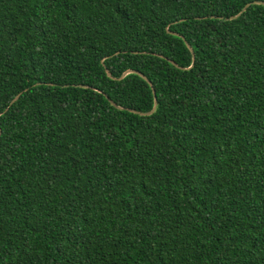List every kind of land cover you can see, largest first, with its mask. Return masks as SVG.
<instances>
[{"label": "trees", "instance_id": "1", "mask_svg": "<svg viewBox=\"0 0 264 264\" xmlns=\"http://www.w3.org/2000/svg\"><path fill=\"white\" fill-rule=\"evenodd\" d=\"M253 1L0 0V264H264Z\"/></svg>", "mask_w": 264, "mask_h": 264}, {"label": "water", "instance_id": "2", "mask_svg": "<svg viewBox=\"0 0 264 264\" xmlns=\"http://www.w3.org/2000/svg\"><path fill=\"white\" fill-rule=\"evenodd\" d=\"M253 4H263L264 5V2H262V1H253L252 2ZM251 3H246L243 7H242V9L240 10V12L238 13V14H236V15H234V16H231L230 18H235V17H237L238 15H240L249 5H250ZM173 34H175V35H178L177 33H175V32H172ZM182 37V36H181ZM186 45H187V47H188V49L190 50V52L192 53V58L194 59V52H193V50H192V48H191V46L189 45V44H187L186 43ZM160 56H162V55H160ZM171 63H173L174 64V62L172 61V60H169ZM192 65H190V67H191ZM106 70V73H107V75L109 76V77H111V78H113L112 77V75H111V73H110V71L108 70V69H105ZM129 72H135V73H137V74H139L143 79H145L150 85H151V87H152V84H151V82L147 79V77L145 76V75H143L142 73H140V72H138V71H135V70H127V71H125V72H123V74L119 77V78H122L123 76H125L127 73H129ZM152 92H153V95H154V104H153V107H152V109L151 110H149V111H147V112H138L139 114H141V115H149V114H151L153 111H154V109H155V107H156V104H157V100H156V96H155V90L153 89V87H152ZM19 95H20V93H18V94H16L15 95V97L12 99V102H14L15 100H17L18 99V97H19ZM118 108H122V107H120V106H118ZM128 110H130V111H134V110H132V109H128Z\"/></svg>", "mask_w": 264, "mask_h": 264}]
</instances>
